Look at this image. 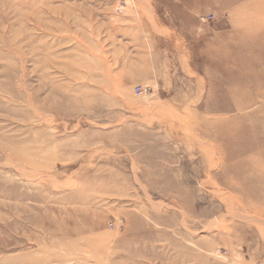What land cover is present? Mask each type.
I'll return each mask as SVG.
<instances>
[{"label": "rangeland", "instance_id": "rangeland-1", "mask_svg": "<svg viewBox=\"0 0 264 264\" xmlns=\"http://www.w3.org/2000/svg\"><path fill=\"white\" fill-rule=\"evenodd\" d=\"M261 14L0 0V264H264Z\"/></svg>", "mask_w": 264, "mask_h": 264}, {"label": "built area", "instance_id": "built-area-1", "mask_svg": "<svg viewBox=\"0 0 264 264\" xmlns=\"http://www.w3.org/2000/svg\"><path fill=\"white\" fill-rule=\"evenodd\" d=\"M148 92V89L147 88H144V87H139V88H136L135 89V94L137 96H145Z\"/></svg>", "mask_w": 264, "mask_h": 264}, {"label": "bare ground", "instance_id": "bare-ground-1", "mask_svg": "<svg viewBox=\"0 0 264 264\" xmlns=\"http://www.w3.org/2000/svg\"><path fill=\"white\" fill-rule=\"evenodd\" d=\"M259 18H264V14L259 15ZM244 29V28H243ZM245 30V29H244ZM240 31V30H239ZM263 72H264V67H263Z\"/></svg>", "mask_w": 264, "mask_h": 264}]
</instances>
